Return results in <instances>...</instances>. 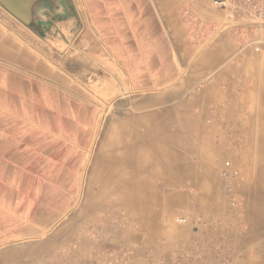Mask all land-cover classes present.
Returning a JSON list of instances; mask_svg holds the SVG:
<instances>
[{
    "label": "crops",
    "instance_id": "crops-1",
    "mask_svg": "<svg viewBox=\"0 0 264 264\" xmlns=\"http://www.w3.org/2000/svg\"><path fill=\"white\" fill-rule=\"evenodd\" d=\"M50 1L28 24L0 5V260L35 262L41 259L38 247H50L58 234L68 238L66 222H59L63 208H53L52 181L62 179V170L57 171L67 165L69 147L55 135L84 132L82 125L68 127L64 122L69 102H76V121L83 118L84 97L78 82L75 99L69 97V80L53 64V49L46 44L56 27L66 38L75 22L74 37L93 32L114 39V52L130 60L126 68L139 71L134 83L140 90L138 104L133 109L130 96L123 111V158L118 163L115 157L99 161L90 178L99 186L122 166L129 191L93 190L85 195L86 206L82 201L76 207V235H92L91 263L226 264L225 252L216 250L238 245L236 226L229 232L224 224H181L172 215L193 208L208 210L210 221L228 216L229 210L216 205L229 192L219 171L222 158L237 159L241 153L238 135L254 127V117L245 112L249 103L260 102L264 111V42L257 52L235 42L232 21L212 0H60L51 12ZM181 8L207 24L205 42L193 46L184 38ZM47 14L57 16L56 21ZM234 23L242 30L261 27L264 21ZM59 44L54 51L66 65L70 51L65 41ZM76 64L83 66L78 58ZM124 85L126 92L132 90L131 81ZM75 144L83 149V143ZM237 185L231 191H238ZM253 190L246 186L239 192L249 198ZM54 197L60 204L66 198L57 191ZM111 198H117L122 212L109 209ZM132 212L142 224L135 253ZM253 238L248 242L255 244ZM256 239L264 247L262 233ZM258 256L264 257V250Z\"/></svg>",
    "mask_w": 264,
    "mask_h": 264
},
{
    "label": "rangeland",
    "instance_id": "rangeland-1",
    "mask_svg": "<svg viewBox=\"0 0 264 264\" xmlns=\"http://www.w3.org/2000/svg\"><path fill=\"white\" fill-rule=\"evenodd\" d=\"M59 1L60 0L50 1V12L58 7ZM181 1L184 2V0ZM181 13H183L185 18V22H182L183 29L185 30L184 38L186 40L188 39L193 46L205 42L206 35L203 31L208 29L207 24L205 25V23L203 24L201 21L197 20V18L187 10L183 11L181 8ZM51 15L47 14V18L50 19L49 17H53L51 20L56 21L57 16ZM188 19L192 22H188ZM84 25H86V21L84 22ZM230 27V29H235L232 35L235 42L239 45H251L253 51L257 52L254 50L253 44L249 42V34L243 33L242 30L236 29L233 25H230ZM75 29V23H73V28L70 30V34L66 35L65 38V34L56 27L53 33L49 36L51 37V40H47L46 44L48 45L50 43L53 49V64H56L58 68L57 70L61 71L62 76L69 80V97L73 98L76 95V82H78L79 85L78 90L83 91L84 97L83 118H78L76 121V117L74 116L76 112V102H69L68 117L66 121L64 119L66 126L75 127L76 124L78 126L82 125L81 127H83L84 132L82 134L68 133L66 135H55L58 139L61 137L66 140L69 147L67 165L58 167L57 171L58 175L59 170H62V179L59 182L56 180L52 181L53 208H55L56 204L58 207H60V205L62 206L63 213L61 214L62 218L59 222H66L65 225L69 228L68 238L65 241V239L58 234L50 247H38L36 253L41 257L40 261L0 260V264H92L91 258L89 257L93 253L92 235H84V237H82L81 233L79 236L76 235L74 227L76 223V207L77 205H80L81 207L83 200L87 201L85 198L86 194L99 189L98 184L95 181H91L92 171L93 169L95 170V168L97 170L100 165L99 161L103 163V161L106 162L109 157L111 159H113L112 157H115V162L118 163L123 158V111L125 103L127 104L126 100L129 99L130 96H132V108L134 109L138 104L139 98L137 97L140 94V90L138 88L137 90L134 89L137 87L134 83L136 80L138 81L139 71L134 69L129 70L130 65L126 68V64H129L130 60L124 59V54L114 52V39L109 40L106 37L99 36L98 33L93 34V32H91V36H85L81 39L79 36H73ZM189 29L191 30V33L187 34L186 30ZM193 31H196V33L194 34ZM63 41L66 42L67 49L70 51L67 54L68 62L66 65L61 59V55L55 52L56 50L59 51V42ZM77 49H79V51H77ZM76 58H78V61H82L83 69L76 64ZM138 58L139 57H137V60ZM132 61L134 62V57L132 58ZM59 65L62 67L61 70L59 69ZM82 81L83 86L81 85ZM126 81H131L133 84L132 90H127V92L125 91L126 87L124 85V82ZM110 84L115 85L111 86ZM129 87L130 86H128V89ZM74 99L75 98H73V100ZM152 100L153 99L151 98L149 102ZM249 105L250 108L245 112L247 116L254 117V127L250 130V133L246 132L242 135H238L239 142L242 144L241 153L237 155V159H230L227 157L222 158V166L219 171L221 178H224L222 175L223 170H227L228 172L236 170L238 173L233 185L229 186L226 182L227 191L229 192L225 193L223 197L216 199L217 206L226 208L229 211L231 210V212L228 211L226 219L221 217L214 221H210L207 215L208 210L206 209H204L203 213L193 208L179 209L172 215L173 222L181 224L192 223L196 225L201 221L208 224L209 222L224 224V226L227 225V227L231 228L229 229V232H232V227L236 226L237 230H235V232L240 239L238 245L221 246L218 247V251L216 250V254H219L218 252H221V249L223 253L225 252V255H227V258H225L227 259L226 264H233V258L230 256L231 253L236 259L235 264H262L264 262V257L258 256V251L260 250L263 252L264 249L259 246L256 239L259 232L262 233V235H264V233L260 231L261 229H257L256 225L253 224V211L250 207V201H248L247 194L239 192L240 189L246 188V186L254 187L257 191L259 188L262 191L264 190V176L261 177V181L258 180L257 176L259 170H264V163L258 165L259 157L262 153L258 142L260 131L264 127V111L260 108V102H252L249 103ZM92 111L95 114L94 117L92 116ZM113 114H116L115 118L113 117ZM114 123H119V125L114 127ZM75 142L83 143V149L79 148L80 146H76ZM112 142L113 144H108ZM117 153L120 154L118 155ZM226 161H230L231 166H225ZM63 172L66 173V175H64ZM234 185H237L236 188L238 191H231ZM56 191L61 192L62 195L66 196V198H61V204L60 198L54 197ZM113 193L114 192L111 191L109 194ZM254 193L257 194L256 192ZM114 199L115 198H111L112 202L110 200L111 203L108 204L109 209L118 213L122 212V205L117 203V198L115 199L116 202ZM84 205L86 206V202H84ZM130 218L132 234L133 237H135L133 238V253H135L139 251L137 248L139 246V240L136 241V237L140 236L142 224L139 216L135 212H132V214L130 213ZM182 218H184L185 221H181ZM56 226H53V228H57ZM252 236L256 237L253 238L254 240L252 241L255 244L248 242L249 237ZM244 242L246 244H244ZM212 248L214 249L216 247ZM82 255L84 256L83 258L81 257ZM50 257L51 259H49Z\"/></svg>",
    "mask_w": 264,
    "mask_h": 264
},
{
    "label": "built area",
    "instance_id": "built-area-1",
    "mask_svg": "<svg viewBox=\"0 0 264 264\" xmlns=\"http://www.w3.org/2000/svg\"><path fill=\"white\" fill-rule=\"evenodd\" d=\"M217 7L225 10L230 21L234 22L243 19H259L264 21V0H212ZM236 26V25H235ZM243 33L249 34L254 50L258 51L260 45L264 42V23L261 27H247L242 29ZM225 166H231L230 161L225 162ZM237 171H222V175L229 186L236 181ZM181 221H185L184 218Z\"/></svg>",
    "mask_w": 264,
    "mask_h": 264
},
{
    "label": "bare ground",
    "instance_id": "bare-ground-1",
    "mask_svg": "<svg viewBox=\"0 0 264 264\" xmlns=\"http://www.w3.org/2000/svg\"><path fill=\"white\" fill-rule=\"evenodd\" d=\"M75 1V0H74ZM80 4V3H79ZM73 5V4H72ZM70 7V6H69ZM69 7H67L69 9ZM62 7H60L61 9ZM78 8V7H77ZM64 10V9H63ZM62 11V10H61ZM70 11V10H69ZM75 11V10H74ZM63 12V11H62ZM79 13V12H77ZM80 15V14H79ZM71 18V17H70ZM53 19V17H52ZM69 19V18H68ZM50 20V19H49ZM48 20V21H49ZM77 20V19H76ZM75 23V22H74ZM53 24V23H52ZM72 24V23H71ZM106 28V27H105ZM40 29V28H39ZM48 29V28H47ZM45 31V30H44ZM47 31V30H46ZM28 33V32H27ZM33 33V32H32ZM89 35V34H88ZM37 36V35H36ZM110 40V39H109ZM108 41V40H106ZM109 45V44H108ZM95 46V45H94ZM104 47V46H103ZM74 61V60H73ZM82 62V61H80ZM88 63V62H87ZM89 64V63H88ZM90 65V64H89ZM90 68V67H89ZM83 69V68H82ZM112 69V68H110ZM86 70V69H85ZM108 70V69H107ZM110 71V70H109ZM81 73V72H80ZM123 73V72H122ZM108 75V74H107ZM85 76V75H84ZM123 76V75H122ZM116 77V76H115ZM118 78V76H117ZM124 79V78H123ZM107 82V81H106ZM111 82V81H110ZM109 85V84H108ZM41 88V87H40ZM41 91V90H40ZM47 93V92H46ZM42 94V93H41ZM44 96H45V93H44ZM49 99V98H48ZM116 110V109H115ZM119 116V115H118ZM135 116V115H134ZM124 120V119H123ZM125 121V120H124ZM134 124V123H133ZM135 125V124H134ZM140 126V125H139ZM140 128V127H139ZM106 130V129H105ZM66 134V133H65ZM104 135V134H103ZM141 136V135H140ZM135 138V137H134ZM259 146L261 148V156L259 157V161H258V165H262L264 163V131H261L260 132V137H259ZM151 144V143H150ZM152 145V144H151ZM141 146V145H140ZM153 147V146H152ZM142 151V150H141ZM56 153V152H55ZM145 153V152H144ZM134 154V153H133ZM143 156V155H142ZM145 156V154H144ZM255 157V156H254ZM144 159V158H143ZM147 159V158H145ZM137 161V160H136ZM135 161V162H136ZM254 162V160H253ZM139 163V162H138ZM150 163V162H149ZM131 164V163H130ZM135 164V163H134ZM233 164V163H232ZM254 164V163H253ZM138 165V164H136ZM112 166V165H111ZM133 166V165H132ZM135 166V165H134ZM141 166V165H140ZM145 167V165H144ZM139 168V167H138ZM151 168V167H150ZM149 168V169H150ZM110 169V168H109ZM148 169V170H149ZM104 171V169H102ZM136 171V170H135ZM151 171V170H150ZM123 170H122V166L121 167H118L116 168L110 178L104 182H100V185H99V189L102 191V192H105L107 190H113L115 192H119L121 194L125 193V191H129V183H125L124 182V178L123 179ZM257 176H258V180L261 181V177L264 176V170H259L258 173H257ZM136 177V176H135ZM56 179V178H55ZM135 185V184H134ZM137 187V186H136ZM95 189V188H94ZM130 189H134V186L132 185ZM82 192V191H81ZM255 191L253 190V194L251 197L248 198V201H250V207L253 211V215H252V218H253V221L256 225V228L257 229H261L260 231H262L264 233V190L262 191L260 188H259V191H256L257 194L255 195L254 193ZM135 196V195H133ZM93 197V196H92ZM133 202L135 203V200L132 199ZM80 201V200H79ZM84 201V200H83ZM84 202H87V201H84ZM98 202V201H97ZM83 203V202H82ZM90 203V202H89ZM87 204V203H86ZM107 204V203H106ZM95 206V205H94ZM92 207V206H91ZM119 207V206H118ZM108 208V207H107ZM79 209V208H78ZM85 211V210H84ZM89 211V210H88ZM93 211V210H92ZM100 211V210H99ZM90 212V211H89ZM104 212V211H102ZM87 213V212H86ZM126 213V212H125ZM89 215V213H88ZM92 215V214H91ZM95 215V214H93ZM97 215V214H96ZM141 215V214H140ZM44 216V215H43ZM127 216V215H126ZM91 217V216H90ZM96 216H94L95 218ZM105 217V216H104ZM42 218V217H41ZM89 218V217H88ZM103 218V217H102ZM93 219V217H92ZM129 219V218H128ZM80 220V219H79ZM95 220V219H94ZM93 220V222H94ZM97 220V219H96ZM95 220V221H96ZM90 221V220H89ZM98 221V220H97ZM98 222H101V221H98ZM107 222V221H106ZM79 223V222H78ZM91 222H89L88 224H90ZM64 224V223H63ZM77 224V223H76ZM75 224V225H76ZM97 224V222H96ZM78 225V224H77ZM84 228V227H83ZM66 232V231H65ZM57 233V232H56ZM55 233V234H56ZM62 234V233H61ZM264 237V235H262ZM60 237V236H59ZM61 244V243H60ZM264 245V244H263ZM31 246V245H30ZM28 248V246H27ZM264 248V247H263ZM29 250V249H28ZM60 250V249H59ZM24 252V251H23ZM34 252V251H33ZM5 253V252H4ZM71 253V252H70ZM69 253V254H70ZM23 254V253H22ZM46 255V254H45ZM58 255V254H57ZM26 256V255H25ZM53 258V257H52ZM5 259V258H3ZM51 259V258H50ZM26 261V260H25ZM40 261V260H39ZM62 261V260H61ZM64 261V260H63ZM59 263V262H58ZM61 263V262H60ZM3 264V263H2Z\"/></svg>",
    "mask_w": 264,
    "mask_h": 264
},
{
    "label": "water",
    "instance_id": "water-1",
    "mask_svg": "<svg viewBox=\"0 0 264 264\" xmlns=\"http://www.w3.org/2000/svg\"><path fill=\"white\" fill-rule=\"evenodd\" d=\"M47 3L48 0H0V5L26 24L34 19L36 10Z\"/></svg>",
    "mask_w": 264,
    "mask_h": 264
}]
</instances>
